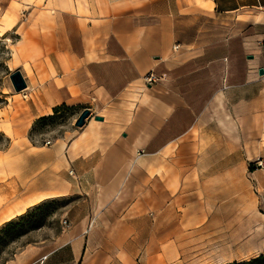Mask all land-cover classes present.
I'll return each instance as SVG.
<instances>
[{"label": "rangeland", "instance_id": "obj_1", "mask_svg": "<svg viewBox=\"0 0 264 264\" xmlns=\"http://www.w3.org/2000/svg\"><path fill=\"white\" fill-rule=\"evenodd\" d=\"M45 1L0 0V229L51 202L26 220L22 235L0 239V264H228L264 255V75H258L264 69V9L215 13L199 4L195 12L181 14L175 24L179 48L163 70L167 76L148 86L155 87L157 95L165 84L198 110L224 85L249 83L229 93L230 108L227 103L215 108L218 116H229L231 110L234 118H248L240 135L237 129L229 135L237 154L211 153L194 139L190 141L194 146L189 144L178 156L173 149L164 154L145 150L133 156L118 144L116 152L105 155L97 153L106 148L96 137L75 147L86 152L81 155L68 153L69 143L82 130L75 127V120L84 109L91 112L89 120L103 117L102 109L87 104L34 119L36 108L26 102L23 91H14L9 79L17 70L26 82L32 75L27 62L10 63L18 35H3V31L17 19L28 22V5ZM139 89L125 96L124 107H111L112 113L131 115L146 92L143 85ZM132 162L135 169L130 171ZM177 162L201 169L199 199L212 206L211 228L190 236L176 233V225L163 232V164ZM230 165L233 170H226ZM152 174L157 182L147 197V177ZM125 178L127 183L121 187ZM56 180L61 195L4 218L6 211L29 200L31 184L46 189ZM169 236L181 247L179 252L167 249L168 241L162 243Z\"/></svg>", "mask_w": 264, "mask_h": 264}, {"label": "crops", "instance_id": "obj_2", "mask_svg": "<svg viewBox=\"0 0 264 264\" xmlns=\"http://www.w3.org/2000/svg\"><path fill=\"white\" fill-rule=\"evenodd\" d=\"M199 4L215 13L264 9V0H46L39 6L29 4L28 22L15 20L3 35H18L11 46L10 63L18 62L19 66L27 62L30 66L32 77L28 78L22 96L36 108L34 119L50 116L54 108L62 105L77 108L95 104L102 109L103 121L87 119L79 135L69 143V154H75L81 141L96 137L106 148L97 153L105 155L116 152L118 144L133 156L145 150L148 154H164L172 149L178 156L194 139L198 147L203 143V150L211 153L237 154L229 135L235 129L240 135L248 118H234L231 110L227 112L229 116H218L215 108L220 103H227L226 108H230L229 93L237 88L243 90L249 83L224 85L200 109L194 110L191 102L172 93L167 85H162L163 90L156 95L155 87L149 88L143 81L150 72L167 76L163 70L177 52L172 50L176 45V19L185 12H195ZM141 85L146 92L141 93V101L131 115L123 111L112 113L111 107H124L125 96L140 90ZM210 123L216 126L212 128ZM193 132L197 134L195 138ZM163 167V232L176 225V233L190 236L211 228L212 206L208 201L203 205L199 199L201 169L181 162ZM134 169L132 162L128 170ZM228 169L232 171L233 166ZM121 181L119 185L124 187L127 178ZM156 182L154 174L147 177V197L150 191L153 194ZM62 193L57 180L46 189L31 184L26 208ZM167 241L170 251L181 250L171 236L162 243Z\"/></svg>", "mask_w": 264, "mask_h": 264}, {"label": "trees", "instance_id": "obj_3", "mask_svg": "<svg viewBox=\"0 0 264 264\" xmlns=\"http://www.w3.org/2000/svg\"><path fill=\"white\" fill-rule=\"evenodd\" d=\"M61 109H74V108H69L65 105L56 107L53 109V114L50 116H46V117H42L40 119H45V118H51L56 116L59 111ZM51 202L47 201L45 203H42L41 205H38L36 207H34L32 210H29L26 214L24 215H20L17 217L16 220H12L10 222H7L6 224H4V226L0 229V239L3 236H10L12 234H19L22 235V233H24L25 231V222L28 218H33L34 217V212L35 211H39L41 209H43L44 207H46L47 205H49ZM228 264H264V255H260L257 258L251 259L249 261L246 262H242V263H237V262H233V263H228Z\"/></svg>", "mask_w": 264, "mask_h": 264}, {"label": "water", "instance_id": "obj_4", "mask_svg": "<svg viewBox=\"0 0 264 264\" xmlns=\"http://www.w3.org/2000/svg\"><path fill=\"white\" fill-rule=\"evenodd\" d=\"M246 59L247 60H252L253 59V56H246ZM258 75L259 76H262L264 75V69H259L258 70ZM9 79H10V82H11V85L14 89V91L16 93H20L22 91H24L26 88H27V84H26V81L22 75V73L17 70L15 72H13L12 74H10L9 76ZM91 117V112L89 109H84L80 114L79 116L76 118L75 120V127L77 128H82L85 123H86V120L89 119ZM93 119L95 121H103V118L102 117H99V116H94Z\"/></svg>", "mask_w": 264, "mask_h": 264}, {"label": "built area", "instance_id": "obj_5", "mask_svg": "<svg viewBox=\"0 0 264 264\" xmlns=\"http://www.w3.org/2000/svg\"><path fill=\"white\" fill-rule=\"evenodd\" d=\"M179 48L178 45L173 46L172 50L176 51ZM165 80V75H160L157 76L156 74H154L153 72H150L149 74H147L143 81L147 86H154L157 85L159 82L164 81ZM69 174H73V171L70 170Z\"/></svg>", "mask_w": 264, "mask_h": 264}, {"label": "bare ground", "instance_id": "obj_6", "mask_svg": "<svg viewBox=\"0 0 264 264\" xmlns=\"http://www.w3.org/2000/svg\"><path fill=\"white\" fill-rule=\"evenodd\" d=\"M5 199V198H4ZM28 204H29V202H26V203H24V205H22V206H20V207H18L16 210H8V211H6L5 212V216H4V218H9V217H11L13 214H14V211H16L17 212V214L16 215H19V214H22L23 213V211L25 210V208L28 206ZM22 207V208H21ZM12 219V218H11ZM9 220V219H8ZM7 220H5V222H6ZM0 222H2V221H0ZM4 223V222H3Z\"/></svg>", "mask_w": 264, "mask_h": 264}]
</instances>
